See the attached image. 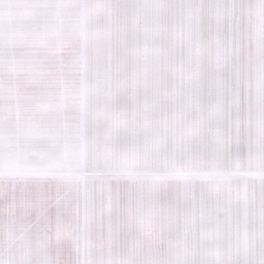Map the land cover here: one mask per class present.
<instances>
[{
    "label": "snow or ice",
    "instance_id": "obj_1",
    "mask_svg": "<svg viewBox=\"0 0 264 264\" xmlns=\"http://www.w3.org/2000/svg\"><path fill=\"white\" fill-rule=\"evenodd\" d=\"M0 264H264V0H0Z\"/></svg>",
    "mask_w": 264,
    "mask_h": 264
}]
</instances>
